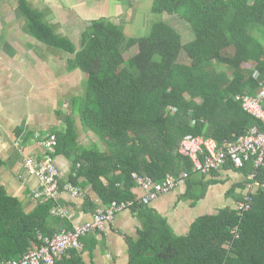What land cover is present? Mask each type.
<instances>
[{"label": "trees", "instance_id": "16d2710c", "mask_svg": "<svg viewBox=\"0 0 264 264\" xmlns=\"http://www.w3.org/2000/svg\"><path fill=\"white\" fill-rule=\"evenodd\" d=\"M17 9L33 37L72 53L70 66L88 76L84 95L76 98L79 113L107 150L95 146L79 151L82 168L77 176L84 173L106 205L134 200V172L157 182L168 173L193 172L191 160L178 152L185 135L213 138L222 145L262 126L235 96L257 95L264 86V0H154L155 13L179 14L190 23L195 37L186 44L163 20L137 37L127 36L121 24L103 17L86 27L79 47L57 33L45 12L29 0H18ZM133 47L137 52L126 59L124 52ZM184 51L190 63L179 61ZM67 123L68 130L57 135V149L76 144L74 122ZM225 167L245 176L229 191L237 203L246 194L237 188H245L250 173L264 183V165L255 169L251 161L243 168L231 163ZM102 176L108 177L107 184ZM251 194L250 209L240 210L236 203L203 214L182 235L150 204L135 201L130 208L143 225L137 238H127L129 264H264V188ZM55 204L41 202L25 213L17 198L0 191V258H19L42 244L40 235L72 228L67 219L52 215ZM85 207L98 210L90 197ZM92 238L95 245L98 240ZM82 254L83 249L71 248L55 264H86Z\"/></svg>", "mask_w": 264, "mask_h": 264}, {"label": "crops", "instance_id": "0c3cea01", "mask_svg": "<svg viewBox=\"0 0 264 264\" xmlns=\"http://www.w3.org/2000/svg\"><path fill=\"white\" fill-rule=\"evenodd\" d=\"M103 1L74 0L75 4H72L71 0H44L50 4V9L44 10V17L56 32L70 37L81 47L84 31L93 20L106 17L128 29V23L120 17L102 16ZM112 1L109 2L116 7L126 2L118 0L120 3L116 4ZM44 3L42 8L46 6ZM94 11L99 13L98 18L91 13ZM72 57V53L56 51L33 37L27 31L25 17L17 10L16 1L0 0V191L17 198L25 213L36 209L42 202L34 194L38 178L28 170L26 158L31 155L41 157L45 152L37 138L38 133L53 132L61 136L68 130L67 119H70L74 122L78 138L74 146L61 144L55 150L62 191L57 200L49 201L56 202L51 209L52 215L67 219L73 226L90 220L95 213L85 207L88 197L98 205V210L108 205L87 182L88 177L84 173L77 176L78 169L82 168L81 162L77 161L79 151L95 146L105 151L107 145L81 119L76 98L84 95L88 76L80 68L70 66ZM73 177H76L75 183L72 182ZM101 180L107 184L108 177L102 176ZM243 180L244 174L230 167L208 174L191 172L189 178L174 190L149 204L167 219L175 233L187 234L198 216L216 213L220 209L217 196L224 200L223 207L234 206L237 201L229 191ZM70 183L82 188L86 196H74L66 190L65 186ZM249 183L248 178L245 188L238 187L236 192L247 193ZM198 186L201 191H195ZM131 189L135 201L147 194L137 182ZM55 207L69 210L73 218L52 212ZM130 207L117 213L105 230L85 236L82 256L86 264H129L127 238H137L143 225ZM93 236L98 240L95 245Z\"/></svg>", "mask_w": 264, "mask_h": 264}, {"label": "built area", "instance_id": "2783aa9c", "mask_svg": "<svg viewBox=\"0 0 264 264\" xmlns=\"http://www.w3.org/2000/svg\"><path fill=\"white\" fill-rule=\"evenodd\" d=\"M258 76V71L255 72ZM235 100L239 101L245 111L259 119L262 126L255 125L247 133L239 135L233 141H226L219 145L213 138H204L200 135L187 134L180 141L178 152L188 157L192 162V171L199 174H208L223 169L227 164L236 168H243L247 162H253L257 169L264 165V86L257 95L248 93L236 94ZM176 111V107L171 108ZM40 144L44 148L41 157L28 156L25 164L28 170L38 178V188L34 191L35 197L42 202L57 200L61 194L60 175L61 171L56 162L55 150L58 145L56 133L47 132L37 134ZM133 178L142 186L147 194L138 200L139 203L149 204L152 200L174 190L177 185L189 178L190 172L183 171L178 175L168 173L162 182L155 181L149 175L137 172ZM250 183L244 201L237 203V208L246 211L251 208L253 196L264 188V183L255 181V172L249 174ZM66 190L74 196L85 197L86 192L79 186L68 184ZM135 200H127L119 203L112 201L107 207L97 210L90 220L74 223L72 228H64L52 236H40L43 239L38 248L30 249L23 256L15 259H1L0 264H55L58 257L65 254L71 248L82 249V238L91 232L103 231L112 222L117 213L132 206ZM52 212L58 215H66L73 218L69 210L53 208ZM237 227L234 231H237ZM237 235L238 231H237Z\"/></svg>", "mask_w": 264, "mask_h": 264}, {"label": "rangeland", "instance_id": "374dc122", "mask_svg": "<svg viewBox=\"0 0 264 264\" xmlns=\"http://www.w3.org/2000/svg\"><path fill=\"white\" fill-rule=\"evenodd\" d=\"M18 2L17 0H14ZM31 4L38 8L39 10H47L50 9V4H46L43 1L44 0H30ZM63 1V0H62ZM65 1V0H64ZM111 0H104V5L102 6V16H114V17H120L126 24L128 23V29L125 30V33L127 36H145L149 34L151 27L156 21L163 20L173 26L176 30H178L182 35V41L184 44L192 41L195 37V34L193 32V29L188 21H186L184 18H182L179 14H170L167 12L164 13H155L152 10L153 7V1L154 0H124V4H119L118 7H116L113 3L109 2ZM122 1V0H121ZM114 3L119 2L118 0L112 1ZM42 3H44L46 6L42 8ZM72 4H75L74 0H71ZM117 4V3H116ZM107 8V9H106ZM18 10V9H17ZM107 12V13H105ZM94 13V18L99 17V13L97 11L91 12ZM111 13H113L111 15ZM108 14V15H104ZM118 14V15H117ZM24 17V16H23ZM58 33V32H57ZM60 34V33H59ZM57 51V49H56ZM137 52V47H133L127 51L124 52V56H126V59L129 58L131 55L135 54ZM232 52V51H230ZM180 62L183 63H190V58L187 56V54L182 52L180 59ZM200 187L198 186L195 191L199 190ZM201 191V189H200ZM217 192V191H216ZM219 192V191H218ZM217 192V193H218ZM217 201H219V205L221 204L222 208V202L220 196H217ZM218 206V204H217ZM199 212V211H197Z\"/></svg>", "mask_w": 264, "mask_h": 264}]
</instances>
